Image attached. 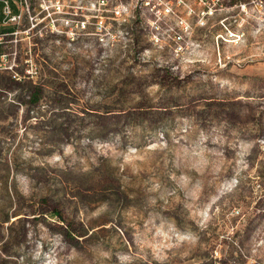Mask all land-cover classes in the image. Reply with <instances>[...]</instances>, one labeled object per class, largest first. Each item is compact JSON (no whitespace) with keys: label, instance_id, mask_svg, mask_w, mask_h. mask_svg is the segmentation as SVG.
<instances>
[{"label":"rangeland","instance_id":"1","mask_svg":"<svg viewBox=\"0 0 264 264\" xmlns=\"http://www.w3.org/2000/svg\"><path fill=\"white\" fill-rule=\"evenodd\" d=\"M14 1L0 264H264V0Z\"/></svg>","mask_w":264,"mask_h":264},{"label":"built area","instance_id":"2","mask_svg":"<svg viewBox=\"0 0 264 264\" xmlns=\"http://www.w3.org/2000/svg\"><path fill=\"white\" fill-rule=\"evenodd\" d=\"M13 3L16 5V2L14 0ZM210 1L212 4H214V1L217 0H206ZM160 4H162V7L158 9V17H173L176 24L180 27V29L185 33L188 28L189 24H187L185 18L183 15H181L176 9L173 8V4L168 0H159ZM17 6V5H16ZM0 13L4 15L3 24L4 25H15L18 19L21 17L19 12L18 14L11 13L9 0H0ZM188 10H186V16H189L192 14V10L187 7ZM211 12V10H210ZM209 13V12H208Z\"/></svg>","mask_w":264,"mask_h":264},{"label":"trees","instance_id":"3","mask_svg":"<svg viewBox=\"0 0 264 264\" xmlns=\"http://www.w3.org/2000/svg\"><path fill=\"white\" fill-rule=\"evenodd\" d=\"M9 5L11 9V13L18 14L19 9L18 7L13 3V1L9 0ZM1 10V8H0ZM4 15L0 13V66L2 65V58L5 55L4 50V39L8 35H12L15 32V25H4L3 24Z\"/></svg>","mask_w":264,"mask_h":264}]
</instances>
